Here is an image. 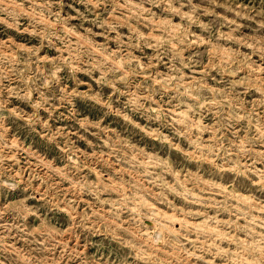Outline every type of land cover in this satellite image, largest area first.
Segmentation results:
<instances>
[{
    "label": "rangeland",
    "instance_id": "obj_1",
    "mask_svg": "<svg viewBox=\"0 0 264 264\" xmlns=\"http://www.w3.org/2000/svg\"><path fill=\"white\" fill-rule=\"evenodd\" d=\"M0 264H264V0H0Z\"/></svg>",
    "mask_w": 264,
    "mask_h": 264
}]
</instances>
